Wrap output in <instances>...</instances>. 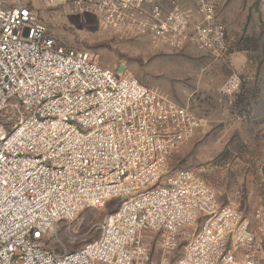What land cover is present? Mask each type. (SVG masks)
Instances as JSON below:
<instances>
[{"label": "built area", "instance_id": "2783aa9c", "mask_svg": "<svg viewBox=\"0 0 264 264\" xmlns=\"http://www.w3.org/2000/svg\"><path fill=\"white\" fill-rule=\"evenodd\" d=\"M67 1L136 24L176 50L194 44L220 58L229 51L215 0H192L200 17L192 25L188 12L165 13L156 0ZM246 81L231 74L221 99L234 103ZM201 126L187 106L58 45L22 1L0 0V264H262L264 204L253 228L243 212L219 204L196 170L168 176L172 156ZM113 200L120 205L95 240L75 252L51 247L60 223Z\"/></svg>", "mask_w": 264, "mask_h": 264}, {"label": "rangeland", "instance_id": "374dc122", "mask_svg": "<svg viewBox=\"0 0 264 264\" xmlns=\"http://www.w3.org/2000/svg\"><path fill=\"white\" fill-rule=\"evenodd\" d=\"M16 1L10 0L12 5ZM20 1L46 26L48 35L58 45L87 52L102 67L130 75L187 106L200 119L209 120L206 146L200 152L192 149L188 153L180 152V148L170 160L168 176L180 169L196 170L215 190L221 206L238 209L256 227L254 212L264 204V99L258 100L264 94L257 95L254 88L264 86V74L245 83L234 103L220 102L219 89L236 71L237 60L224 63V58L200 51L194 44L173 49L142 35L136 24L124 26L119 21H108L104 15L81 13L67 0ZM242 24L243 31H237L235 24H231L227 30L230 37L255 53L263 50L264 30L256 28L252 34L248 18ZM249 56L252 62L246 65L264 68V60H256V54ZM119 205L120 200H113L102 210L82 212L70 225L60 223L51 234V247L58 253L81 249L99 236V225ZM199 227L200 223L189 228L186 240ZM148 239L153 242V260L157 261L160 257L157 237L150 234ZM185 245L186 241L176 257L182 254Z\"/></svg>", "mask_w": 264, "mask_h": 264}, {"label": "crops", "instance_id": "0c3cea01", "mask_svg": "<svg viewBox=\"0 0 264 264\" xmlns=\"http://www.w3.org/2000/svg\"><path fill=\"white\" fill-rule=\"evenodd\" d=\"M156 2L165 13H169L173 10L175 6H179L181 10L190 14L191 25L200 21V17L197 14L195 3L192 0H156ZM215 3L217 6L216 20L219 24L225 27L229 42V51L224 57V63H228L231 60H237V69L234 73L243 74L247 79V84L257 78V76L260 77L262 76V74H264V68L257 69L252 68L251 65H246L247 62H250V64L252 62L250 61L249 55L256 54V60H264V49H261L256 53L253 52L251 49L245 47L242 44H239L240 42L235 41L234 38H231L227 30L231 28V24L234 23L235 28H237V31H243L242 23L247 18L248 21L250 20L249 27L250 32L252 31V34L254 33L256 28H259V30H264V0H215ZM238 21H241L239 25ZM262 35H264V32L262 33ZM257 43L258 45H261V43ZM254 92L257 93V95H259L260 93L264 94V86H255ZM260 98L264 99V97H258V100ZM222 101L226 100L220 99V102ZM201 122L202 126L197 132L196 136L190 142L183 145L179 150L180 152L188 153L192 149H194L195 151L198 150L200 152L206 146L208 141L206 135L209 132V120L201 119Z\"/></svg>", "mask_w": 264, "mask_h": 264}]
</instances>
